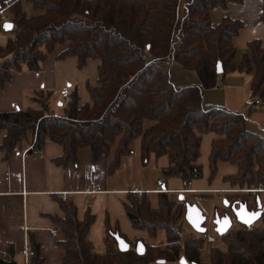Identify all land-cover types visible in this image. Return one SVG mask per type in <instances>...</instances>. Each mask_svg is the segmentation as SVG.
I'll list each match as a JSON object with an SVG mask.
<instances>
[{
	"label": "trees",
	"instance_id": "16d2710c",
	"mask_svg": "<svg viewBox=\"0 0 264 264\" xmlns=\"http://www.w3.org/2000/svg\"><path fill=\"white\" fill-rule=\"evenodd\" d=\"M242 1L184 0L181 15L180 0H22L12 4L13 36L0 45V87L16 71L39 72L61 46L66 48L56 59L75 58L80 69L89 60L98 61V80L87 85L90 102L81 107L74 90L69 103L61 102L60 113L53 112V93L40 89L33 97L38 109L0 112V131H7L2 148L14 150L35 136L34 152L41 151L48 140L58 143L64 154L56 162L64 164L76 162L78 151L89 148L94 161L112 157L107 172L112 175L122 159L133 154V144L140 139L143 165L152 156H167L169 165L163 175L192 183L203 175L198 164L203 134L213 133L212 176L224 161L238 167V173L229 178L233 187L250 189L257 181L264 186V136L247 128L246 115L205 103L207 90L222 87L229 74L245 71L253 74L251 97L259 99L264 108V44L260 39L248 42L237 64L234 39L244 24L225 17L213 26L210 19L212 9ZM26 2L32 6L31 15L23 7ZM168 58L195 72L200 84L175 86L162 70ZM147 122L152 123L148 128ZM172 195L129 193V203L124 202L133 227L147 230L149 240L165 232V246L144 242L142 256L136 247L143 240L131 242L118 226L112 228L107 216L105 251L97 252L89 239L97 215L88 209L80 218L75 204H65V218H54L65 236L62 264H180L182 259L203 264L206 239L189 234L182 241L184 236L175 224L185 206ZM117 234L130 244L129 251L119 250ZM220 238L225 249L210 244L209 264H264V216L260 225H241ZM33 249L29 264H45ZM0 264L17 263L0 257Z\"/></svg>",
	"mask_w": 264,
	"mask_h": 264
},
{
	"label": "crops",
	"instance_id": "0c3cea01",
	"mask_svg": "<svg viewBox=\"0 0 264 264\" xmlns=\"http://www.w3.org/2000/svg\"><path fill=\"white\" fill-rule=\"evenodd\" d=\"M184 0H180L178 13L181 15ZM32 9V6H31ZM263 11L262 0H243L228 2L226 7H217L210 11L213 26L228 17L239 20L244 24L240 34L234 39L238 49L237 64L247 51V43L260 39L264 44V23L261 20ZM33 11L31 10V13ZM0 45H5L13 36L11 31L3 30ZM66 47L61 46L56 53L42 63L39 72L27 69L13 73L11 80L0 87V112H14L38 109V103L33 99L35 92L40 89L53 93L50 104L53 112L60 113L63 98L60 92L67 87L71 92L78 91L79 106L90 102L87 85H95L98 80L99 62L89 60L84 68H79L75 58L56 59L58 53ZM190 84H199L200 79L195 72ZM165 73V72H164ZM253 74L236 71L225 79V85L207 90L205 103L210 105L211 93L224 88L222 104L248 115L247 128L260 136H264V108L259 111H249L244 102L251 97L250 85ZM58 101L54 107L53 101ZM151 122L146 123L150 127ZM6 130L0 131V257L5 261L14 260L26 263L28 248L37 249L45 264H62L65 249L61 242L65 236L60 232L54 218H65L63 206L75 204L80 218L90 209L97 215L95 225L89 233V239L94 242L99 252L105 251L103 238L105 236V219L109 218L112 228L118 226L131 242L143 240L147 243V230L133 227L125 210L124 202L127 196L135 190L153 193L157 183L146 185L143 180L136 181L135 173L142 174L141 140H137L133 154L122 159L120 168L109 175L108 167L111 158L102 156L94 161L89 148H81L77 153L76 162L57 163L64 154L63 147L55 142L46 141L43 149L34 152L31 147L36 144V137L29 136L14 150L2 148ZM136 157V158H133ZM134 159V160H133ZM152 156L150 161H157ZM132 161V162H131ZM149 164V163H148ZM168 162L161 165L167 168ZM160 180V179H159ZM165 185V184H163ZM167 186V185H165ZM95 189V190H94ZM95 192H92V191ZM174 194L179 190H167ZM196 193L216 192V189H196ZM69 193L64 201L60 194ZM180 196V193H176ZM180 201V200H179ZM208 232V231H207ZM33 246V247H32ZM9 250L14 254L11 256Z\"/></svg>",
	"mask_w": 264,
	"mask_h": 264
},
{
	"label": "rangeland",
	"instance_id": "374dc122",
	"mask_svg": "<svg viewBox=\"0 0 264 264\" xmlns=\"http://www.w3.org/2000/svg\"><path fill=\"white\" fill-rule=\"evenodd\" d=\"M23 7L27 10L28 13L29 12L31 13L32 9L29 3L27 2L24 3ZM3 30H4L3 28H0V35L2 34L4 36V34L6 33H4ZM0 40H1V37H0ZM169 60L170 58H168V61ZM162 70L165 72L167 76L170 77L172 83L175 86L183 87V86H190V85H198V84H190L191 83L190 81H192V78L194 76L192 74L194 73H190L184 70L180 65L176 63H172L169 61L162 65ZM223 85H225V80H224ZM223 91H224V88L213 91L215 93H211V98H210L211 102H208V103H211L210 105L212 106H221L231 111L239 112L237 110H233L232 108L222 104L224 102V96L221 94V92L223 93ZM58 101H62V99L57 100V101H53V100L51 101L54 107L56 106V103ZM214 137L215 136L213 133L203 134L201 155L198 160V164L202 166L203 175L200 179L194 180L189 186V189L192 190V193H181L180 194L184 196V200L182 201L184 206L189 203L191 205H194V204L198 205L201 208L204 216L207 219L206 227L208 229V232L203 235L193 230V228L185 220L186 209L184 210L183 216L175 224L176 230H178L182 234V236H184V239L182 240L183 242H185L186 236L189 234H194L196 235V237L202 236L206 239V246L204 248V256H203V264H209L210 244H215L221 247L222 249H225L224 244L221 242V238L214 230L215 225L213 224V221L215 219V216H214L215 210H218L220 211V213H222L224 209V205H225L224 204L225 200L230 202V204L232 203L235 204L240 201H242V203L246 202L248 206L251 208L252 205L253 206L255 205L256 197L258 196V194L245 193L244 191L247 189H238L239 186L238 187L232 186L229 178L238 173V167L236 165H233L229 162L220 161L217 165L216 174L212 176L211 167H210V156H211V149H212V140L214 139ZM136 141L133 144V149H135L136 146L138 145ZM133 158H136V157H133ZM167 162H168V157L164 156V157L158 158L157 161L152 160L151 162H148L149 164L143 165V169L141 170L142 174L135 173L136 181H139V183L141 184L143 180V182L146 185H149L153 182V187H155V184L157 183V181L161 179L163 180V184L167 185L166 187L169 190L185 189L184 181L181 178L174 177V178L168 179L163 175V172H162L163 170L161 168L162 167L161 165H164ZM258 184H259V181H257L251 187H258ZM196 189H208V190L216 189L217 191L210 192V193H196V191H194ZM230 190H233V191L239 190V191L235 193H230L229 192ZM172 198L179 201V195H176V193L172 195ZM259 198L261 199L263 206H264V193H261ZM256 207L257 206H255V208ZM220 216L223 217L222 214ZM261 221L262 219L258 221L255 225L256 226L260 225ZM238 228H241V225L234 221L232 229H238ZM147 243H149L152 246H161V247L165 246L166 244L165 232L160 231L158 233V238L156 240H149V242ZM96 251L99 252L100 251L99 248H96ZM18 263L23 264L21 261Z\"/></svg>",
	"mask_w": 264,
	"mask_h": 264
},
{
	"label": "water",
	"instance_id": "95a60500",
	"mask_svg": "<svg viewBox=\"0 0 264 264\" xmlns=\"http://www.w3.org/2000/svg\"><path fill=\"white\" fill-rule=\"evenodd\" d=\"M6 24L12 25L11 28H5ZM14 27V24L12 22H7L4 24L3 29L5 31H12ZM218 74H223L222 65H218ZM164 190H166V186L163 185ZM180 202L184 200V196H179ZM257 210L252 211L249 210V206L246 202L243 203H235L230 204L227 200L224 201V206L229 207L231 206V210L233 212V215H225L221 217L219 214H216L215 219L213 221V224L215 225V232L220 236L223 237L226 234L229 233V231L232 229L234 221L240 225L246 226V227H252L254 226L258 221H260L264 216V206L260 198H257ZM186 214H185V220L187 223L193 228V230L199 234H206L208 229L206 227V217L203 214V211L198 205H191L186 204L185 205ZM256 214L255 216L253 214ZM115 238L118 242V248L122 252H127L130 250V244L124 239L121 238L118 234L115 235ZM137 253L142 256L146 253V247L145 244L142 241H139L137 243L136 247ZM164 262V261H160ZM180 264H191L186 259H182Z\"/></svg>",
	"mask_w": 264,
	"mask_h": 264
},
{
	"label": "built area",
	"instance_id": "2783aa9c",
	"mask_svg": "<svg viewBox=\"0 0 264 264\" xmlns=\"http://www.w3.org/2000/svg\"><path fill=\"white\" fill-rule=\"evenodd\" d=\"M19 1H22V0H3L0 2V28H3L5 23L11 22L10 10H11L12 4L17 3ZM60 95L63 98L64 104L69 103L70 96H71L69 88H67V87L63 88L60 92ZM244 106L247 110L253 111V112L263 109L261 101L257 98H252V97L247 98L245 100ZM32 149H33V147L30 148V150H32ZM190 185H191L190 182H184L185 189L175 191V193H180V194L181 193H192V190L189 189ZM94 190L92 192H95ZM238 191L239 190H236V191L230 190L229 192L235 193ZM244 192L249 193V194H261V193H264V186L259 182L258 187H251L250 189H247ZM132 193H135L137 195H141L142 192L135 190ZM153 193H169V191L164 190V188H163V180L160 179L157 181V189L154 190ZM68 195H69V193H62V194H60V197L64 201H66L68 199ZM211 241H213V240H211ZM34 255H35V252L31 248H28L27 252H26V263L25 264H29V262L32 260Z\"/></svg>",
	"mask_w": 264,
	"mask_h": 264
},
{
	"label": "flooded vegetation",
	"instance_id": "af4514ba",
	"mask_svg": "<svg viewBox=\"0 0 264 264\" xmlns=\"http://www.w3.org/2000/svg\"><path fill=\"white\" fill-rule=\"evenodd\" d=\"M244 200V199H243ZM257 201V200H256ZM238 203H242V201H240V202H238ZM257 203V202H256ZM232 204H234V203H232ZM231 204V205H232ZM249 210H252V211H256L257 210V207L255 208L253 205L251 206V208L249 207ZM216 214H219V215H221L222 214V216H225V215H227V214H229V215H233V212H232V210H231V206H229V207H225L224 206V209H223V212L222 213H220V211H218V210H215V212H214V216H216Z\"/></svg>",
	"mask_w": 264,
	"mask_h": 264
},
{
	"label": "snow or ice",
	"instance_id": "6c2138e0",
	"mask_svg": "<svg viewBox=\"0 0 264 264\" xmlns=\"http://www.w3.org/2000/svg\"><path fill=\"white\" fill-rule=\"evenodd\" d=\"M11 27H12V25H10V24L5 25V28H11ZM253 215L255 216L256 214L254 213Z\"/></svg>",
	"mask_w": 264,
	"mask_h": 264
}]
</instances>
